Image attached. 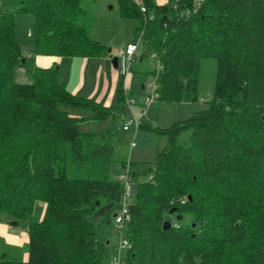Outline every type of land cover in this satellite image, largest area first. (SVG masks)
Wrapping results in <instances>:
<instances>
[{"label":"trees","instance_id":"16d2710c","mask_svg":"<svg viewBox=\"0 0 264 264\" xmlns=\"http://www.w3.org/2000/svg\"><path fill=\"white\" fill-rule=\"evenodd\" d=\"M119 1L123 17L141 20L158 101L198 100L203 57L218 60L215 94L206 109L158 130L168 140L149 181L131 162L124 226L131 246L117 263L102 229L121 209L128 160L117 157L114 133L78 129L110 110L67 90L56 61L38 65L32 82H16L23 57L16 13L0 10V211L24 217L36 200L48 204L30 227L29 260L3 253L0 264H264V0ZM18 11L35 17L38 56L108 54L82 20L81 0H21ZM62 105L92 114L71 115Z\"/></svg>","mask_w":264,"mask_h":264},{"label":"rangeland","instance_id":"374dc122","mask_svg":"<svg viewBox=\"0 0 264 264\" xmlns=\"http://www.w3.org/2000/svg\"><path fill=\"white\" fill-rule=\"evenodd\" d=\"M85 10L84 19L95 37L103 44L108 54L104 57H93L86 60L83 57H63L57 65L60 71V82L71 93L83 82V86L76 95L90 98L110 110V115L103 119H84L78 123L82 133L107 135L115 134L116 155L126 159L137 168L141 181L151 179L158 153L167 145L166 134L159 129L170 127L175 121L189 118L194 112L208 107L207 101L216 91L219 66L214 57H203L200 61V74L198 82V100L174 105L162 101H154L146 110L139 129L135 127L124 130V124L129 121L131 114L141 110L140 104L148 96L154 94L152 85L155 83L156 61L150 55H144L143 40L138 33L141 23L139 18L123 17L119 0H81ZM16 11L17 39L22 49V60L14 68V80L19 83H30L34 80V73L44 59L36 53V36L32 30L35 19L33 14ZM134 41L139 44L138 58L131 62L130 72L124 74L122 67V53L126 45ZM109 50H111L109 52ZM144 58L141 60V57ZM118 57V68L113 67L112 60ZM116 83V87H115ZM122 84L128 87V96L137 98V104L127 106L123 103L125 113L122 114L117 99V86ZM146 89L143 90L142 86ZM125 90V89H123ZM126 91V90H125ZM99 97H102L101 100ZM63 106V105H62ZM71 115L87 117L92 113L88 110L63 106ZM187 135V134H185ZM106 136V137H107ZM108 138V137H107ZM135 140L136 147L131 149L130 142ZM104 139H101L103 143ZM77 170L70 168L69 173L75 174ZM79 172V171H78ZM118 172V171H117ZM112 173V172H111ZM110 173V174H111ZM82 175V172L79 174ZM132 202V197H129ZM47 202L43 199L35 201L32 212L24 217H15L9 212L0 211V257L6 253L9 258L18 261L29 260L30 227L34 222H41L47 214ZM196 223L193 224L195 226ZM103 237L110 243L112 254L119 250L120 234L115 226V220L102 229ZM194 234V233H193ZM124 237L126 235L124 233ZM127 250H122L125 256Z\"/></svg>","mask_w":264,"mask_h":264},{"label":"built area","instance_id":"2783aa9c","mask_svg":"<svg viewBox=\"0 0 264 264\" xmlns=\"http://www.w3.org/2000/svg\"><path fill=\"white\" fill-rule=\"evenodd\" d=\"M135 1L140 2V0H135ZM141 10L146 11V7L144 5H141ZM138 48H139V44L135 43L134 41H131L126 45L125 51L122 53V67H123L124 74H128L130 72L131 62L134 60V56L136 55ZM161 69H162V64L158 63L157 64V75L159 74ZM156 87L157 85L155 82L152 85V88L154 89V94L152 96H148V98L140 104L141 110L138 111V114L132 113L131 116H129L130 117L129 121H127L123 126L124 130H129L133 127H135L136 129H139L141 127L142 120L145 116L147 108L149 107L151 103L157 100L156 99L157 93L155 92ZM126 98H127L126 99L127 106L131 107L137 104L136 98L128 97V96ZM130 147L131 149L136 147L135 140L130 142ZM130 173H131V162L128 161L126 164V168L123 170L122 174L120 175V178L124 181V184H125V191L123 195L121 209L118 213H116V216H115L116 228L121 238L118 255L116 259L117 263H120L122 250L130 248L131 246L128 239L124 237V226H125L126 221L129 218V213H130L129 208L131 205L130 201L128 200V197L130 196V191H131Z\"/></svg>","mask_w":264,"mask_h":264},{"label":"crops","instance_id":"0c3cea01","mask_svg":"<svg viewBox=\"0 0 264 264\" xmlns=\"http://www.w3.org/2000/svg\"><path fill=\"white\" fill-rule=\"evenodd\" d=\"M20 1L21 0H0V10H3V11H14L15 13H16V9L17 8H19V6H20ZM156 1V3L157 4H159V5H162V4H166V3H169V2H171V1H173V0H155ZM194 1H196V2H200L201 0H194ZM16 16H17V14H16ZM93 36H94V38L96 39V40H98L96 37H95V34H94V31H93ZM99 41V40H98ZM111 51V50H110ZM109 51V52H110ZM105 55H103V57H104ZM39 57V59L40 58H43L45 61H44V63L43 64H40V65H43V66H48V65H50L51 63H53V62H58L59 63V61H62V60H60V59H62V58H56V57H48V56H38ZM83 58H85L86 60H88V58H93V57H83ZM138 58V50H137V52H136V59ZM144 58V56H142L141 57V60ZM113 63V62H112ZM113 67L116 69V67L114 66V64H113ZM84 84H83V82L79 85V87L77 88V89H75L74 90V94H76V93H78V91H79V89L83 86ZM144 87H145V85H143ZM143 86H142V89H143ZM115 87H116V83H115ZM117 89H118V86H117ZM124 89L126 90V91H128V87H124ZM146 89V87L143 89V90H145ZM76 92V93H75ZM129 97V96H128ZM132 97H134V96H132ZM101 98L102 97H99V99L101 100ZM137 99V98H136ZM156 101H158V100H156Z\"/></svg>","mask_w":264,"mask_h":264},{"label":"water","instance_id":"95a60500","mask_svg":"<svg viewBox=\"0 0 264 264\" xmlns=\"http://www.w3.org/2000/svg\"><path fill=\"white\" fill-rule=\"evenodd\" d=\"M110 51V50H109ZM22 61L23 62H25V60L24 59H22ZM112 62H113V64H114V66L116 67V68H118V66H119V64H118V57H114L113 58V60H112ZM145 87L143 86V89H144ZM189 198L191 199V195H189ZM175 211V209H172L171 210V212H174ZM114 216H116V214L114 215ZM183 218V216L182 215H178L177 216V219L178 220H181ZM171 226H172V222L171 221H165V223H164V226H163V229L164 230H167V229H169V228H171Z\"/></svg>","mask_w":264,"mask_h":264}]
</instances>
